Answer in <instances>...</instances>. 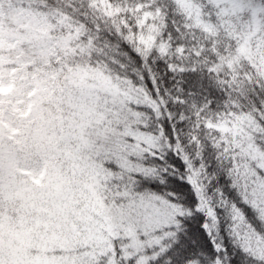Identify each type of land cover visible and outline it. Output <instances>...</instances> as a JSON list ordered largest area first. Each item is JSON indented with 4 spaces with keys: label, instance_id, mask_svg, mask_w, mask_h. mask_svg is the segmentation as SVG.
<instances>
[{
    "label": "snow or ice",
    "instance_id": "1",
    "mask_svg": "<svg viewBox=\"0 0 264 264\" xmlns=\"http://www.w3.org/2000/svg\"><path fill=\"white\" fill-rule=\"evenodd\" d=\"M0 264H264V0H0Z\"/></svg>",
    "mask_w": 264,
    "mask_h": 264
}]
</instances>
